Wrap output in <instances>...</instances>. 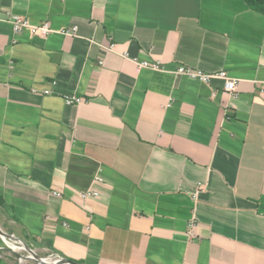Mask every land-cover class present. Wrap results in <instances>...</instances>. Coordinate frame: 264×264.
<instances>
[{"label": "crops", "instance_id": "0c3cea01", "mask_svg": "<svg viewBox=\"0 0 264 264\" xmlns=\"http://www.w3.org/2000/svg\"><path fill=\"white\" fill-rule=\"evenodd\" d=\"M126 52L226 70L239 94ZM261 82L264 13L245 0H0V220L80 264H264Z\"/></svg>", "mask_w": 264, "mask_h": 264}, {"label": "built area", "instance_id": "2783aa9c", "mask_svg": "<svg viewBox=\"0 0 264 264\" xmlns=\"http://www.w3.org/2000/svg\"><path fill=\"white\" fill-rule=\"evenodd\" d=\"M6 20H8L10 23L13 24L15 30H22L24 27H31L33 30H36L44 35L49 34L50 32H54L55 30L51 27L49 21H44L41 24H31L30 21L21 15L17 14H8L6 17ZM78 31V26L74 25L72 27L65 28L61 30L60 32L64 35L68 36H76ZM115 44L113 42H108L107 44L104 45V48L108 51L114 50ZM124 58L130 59L133 61L136 65V68L142 69V68H148L152 70H158V71H165V72H170L173 74H183L187 75L191 78L198 79L202 82L205 83H211L214 79H222L224 81V86L223 89L224 91L230 96V97H237L239 94L238 90V78L231 76L226 70L218 71V72H205L202 69L198 68H191L188 66H179L175 69H169L167 68L162 61L160 60H155V61H148V60H139L138 58H133L131 57L127 52L123 54ZM104 64V60L100 59L99 60V65L102 66ZM261 89L264 91V82H261ZM217 93L214 91L213 96H215ZM82 98L73 96L69 98L70 103L74 102H80ZM226 113L227 109H226ZM95 180L100 181L101 177L99 175L95 176ZM203 187L202 184L198 186V189L193 192V197L197 198L198 193L200 189ZM55 194L60 195L59 192H55ZM98 191L93 190L91 188L87 189L86 191H83L81 193L82 198L86 199L90 196H97ZM65 225H67L65 223ZM198 226V220L196 215H193L190 221L188 222V234L191 238L196 237V228ZM6 234H12L11 236L14 237H6L4 234H0L1 238L4 240V242L13 248L14 251H16L18 262L20 264H25L27 263L26 261L28 260H33L35 263H30V264H41L38 259L31 258L32 255L38 256V252H36V248L33 245L28 244L26 241H24L22 238L15 233H8ZM18 243V245H16ZM26 251L28 255H25L24 253H21V251ZM42 258H49L52 260V262H61L63 260V256L55 251H48V254L46 256H41Z\"/></svg>", "mask_w": 264, "mask_h": 264}, {"label": "rangeland", "instance_id": "374dc122", "mask_svg": "<svg viewBox=\"0 0 264 264\" xmlns=\"http://www.w3.org/2000/svg\"><path fill=\"white\" fill-rule=\"evenodd\" d=\"M0 229H2L5 232L12 233L10 225H8L6 222H3L2 220H0ZM16 245H18V243H16ZM36 252H38V254L40 256H46L48 254V252H41L37 249H36ZM21 253L28 255V253L26 251H23V250L21 251ZM32 258H34V257H32ZM0 259L4 260L5 262H7L9 264H14V263L20 264L18 262L16 251H14L11 246H8L4 242V240L1 238V236H0ZM34 259H37V256ZM26 262L27 263H25V264L35 263V261H33V260L32 261L28 260Z\"/></svg>", "mask_w": 264, "mask_h": 264}, {"label": "trees", "instance_id": "16d2710c", "mask_svg": "<svg viewBox=\"0 0 264 264\" xmlns=\"http://www.w3.org/2000/svg\"><path fill=\"white\" fill-rule=\"evenodd\" d=\"M249 7L264 13V0H245ZM1 262V259H0Z\"/></svg>", "mask_w": 264, "mask_h": 264}, {"label": "water", "instance_id": "95a60500", "mask_svg": "<svg viewBox=\"0 0 264 264\" xmlns=\"http://www.w3.org/2000/svg\"><path fill=\"white\" fill-rule=\"evenodd\" d=\"M3 233H6V232L3 231L2 229H0V234H3ZM8 235L11 236L12 234H8ZM37 258H38V261L41 262V264H80L76 261H72V260H69L67 258H63V260L61 262H54V263H47V262L41 260L42 257L40 255H38Z\"/></svg>", "mask_w": 264, "mask_h": 264}, {"label": "bare ground", "instance_id": "6f19581e", "mask_svg": "<svg viewBox=\"0 0 264 264\" xmlns=\"http://www.w3.org/2000/svg\"><path fill=\"white\" fill-rule=\"evenodd\" d=\"M3 234H4V236H6V237H11V238L14 239L13 236H9V235H7L6 233H3ZM14 240H15V239H14ZM32 257L36 258V255H32L31 258H32ZM37 259H38V258H37ZM41 260H43V261H45V262H47V263H54V262H52V260H50L49 258H41Z\"/></svg>", "mask_w": 264, "mask_h": 264}]
</instances>
